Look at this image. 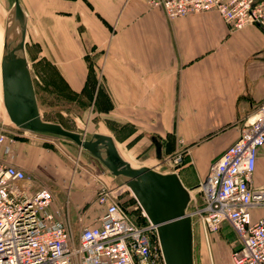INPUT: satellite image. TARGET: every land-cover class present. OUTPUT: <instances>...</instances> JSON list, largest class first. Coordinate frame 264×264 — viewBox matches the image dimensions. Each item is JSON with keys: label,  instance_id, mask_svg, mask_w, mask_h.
<instances>
[{"label": "crops", "instance_id": "1", "mask_svg": "<svg viewBox=\"0 0 264 264\" xmlns=\"http://www.w3.org/2000/svg\"><path fill=\"white\" fill-rule=\"evenodd\" d=\"M19 3L33 60L53 67L65 89L59 94H67L69 103L84 100L90 135L109 136L127 156L141 153L146 160L155 157L152 136L161 153L173 151L163 145L170 135L187 145L191 177L181 181L186 189L206 176L209 164L236 140L241 122L264 97V34L255 26L229 30L212 11L169 20L146 0ZM15 133L44 135L22 129ZM41 148L25 138L15 140L10 161L48 182L53 207L83 208L85 224H92L100 214L94 202L96 178L88 180L93 184L82 196L83 184ZM251 183L264 187V143ZM66 186L70 190L61 201L54 189L63 192ZM263 213L264 208L251 209L252 219Z\"/></svg>", "mask_w": 264, "mask_h": 264}, {"label": "built area", "instance_id": "2", "mask_svg": "<svg viewBox=\"0 0 264 264\" xmlns=\"http://www.w3.org/2000/svg\"><path fill=\"white\" fill-rule=\"evenodd\" d=\"M171 20L215 12L229 30L252 25L264 34V0H146ZM14 137L0 131V264H163L154 228L134 221L119 203L116 190L97 182L94 202L100 209L92 224L77 215L73 241L64 210L53 207L49 187L13 164ZM264 143V97L243 120L234 142L215 158L198 181L196 216L205 234L221 223L232 229L238 245L229 264H264V213L252 219L251 209L264 208V187L251 183L256 157ZM180 147L181 142H179ZM182 149L168 161L181 162ZM142 217L144 213L140 212Z\"/></svg>", "mask_w": 264, "mask_h": 264}, {"label": "rangeland", "instance_id": "3", "mask_svg": "<svg viewBox=\"0 0 264 264\" xmlns=\"http://www.w3.org/2000/svg\"><path fill=\"white\" fill-rule=\"evenodd\" d=\"M11 7L12 0H0L1 44L4 37L5 23L11 11ZM24 43L25 57L41 119L57 123L66 130L77 132L80 135H83L84 138H88L92 128L90 129L85 126V122L88 121L89 113L85 109L86 104H83L85 103L84 100H82L83 102H75L76 104L69 103L67 94H59L61 92L63 93L65 89L56 79L53 67L46 61H34L31 54V52L34 51L32 46L33 43ZM42 74H44L45 77H41ZM0 115L3 118L0 119V131L11 134L16 141H21L24 138L27 141L30 140L36 147H42L41 149H43V151L48 152L52 156H57L61 160L62 168L67 170L71 176L75 177V179L83 184V192H81L82 196H86L88 194V191L85 188L90 187L93 184V181L89 183L91 185H88L87 182L89 179L91 180V178L93 179L94 177L96 178V182L99 181L105 186L116 190L119 203L126 209L127 213H129L131 218L136 221V223L142 226L147 224L146 217L141 216V209L121 178L110 175L107 169L95 157L91 156L83 149H80L73 141L54 134L45 135V133H42L44 135L35 134L34 137L32 136L33 134H31L30 137H18L15 132H20L21 129L15 127L11 122H9L6 116L1 101V86ZM6 126H11V129L7 130ZM164 138L167 139V142H165V144L163 142V145L171 147L173 151L169 154L162 151L161 156L158 159L152 156L150 160H146L144 159V155L141 153L137 156H127L122 150L121 144L115 145L118 147L117 149L121 155L124 156H121V158L129 162L132 167H139L142 166L143 162H148L151 165L150 167L157 172H174L179 176L181 181L186 180V177L190 178L191 174L189 173L191 169L187 168L189 165L188 162L190 161L186 150L187 145L181 142L182 146L180 147L179 143L176 142V139H173L170 135H167ZM150 146H152V143H150ZM179 149H182L183 155H185L184 161L181 164H173L169 162L167 157L171 156ZM42 168L43 167H41V170H44ZM36 178V185H45L49 187L48 182L44 178L39 176ZM69 190V186H66L63 192L54 189V194L58 196L61 201H63L65 199V192L67 191L68 193ZM188 190L191 191L190 193L196 199L197 203L199 192L195 190V187ZM196 203H194L193 200L188 201L185 209V212L189 214L191 220L193 264H229L230 252L238 245L232 229L227 223H221L215 231L205 236L196 216L190 215V212L193 210ZM83 211L84 210L82 208L81 210L76 211H68L65 209L63 212L65 220L68 222L67 224L71 230L73 241H76V237L78 235L77 215L81 212L83 213Z\"/></svg>", "mask_w": 264, "mask_h": 264}, {"label": "water", "instance_id": "4", "mask_svg": "<svg viewBox=\"0 0 264 264\" xmlns=\"http://www.w3.org/2000/svg\"><path fill=\"white\" fill-rule=\"evenodd\" d=\"M11 11L12 22L21 29L11 49L3 37L0 56L1 100L9 121L22 130L68 138L95 157L110 175L121 178L154 228L163 264H193L191 220L185 212L189 196L177 175L160 173L148 166L132 167L121 158L109 136L93 133L84 138L57 123L42 120L24 54L25 18L18 0H12ZM150 141L155 158H160L161 144L153 136ZM100 144L105 152L99 149Z\"/></svg>", "mask_w": 264, "mask_h": 264}, {"label": "bare ground", "instance_id": "5", "mask_svg": "<svg viewBox=\"0 0 264 264\" xmlns=\"http://www.w3.org/2000/svg\"><path fill=\"white\" fill-rule=\"evenodd\" d=\"M21 10H22V7H21ZM22 12H23V10H22ZM23 14H24V12H23ZM24 16H25V14H24ZM20 29L21 28L19 27V25L17 23L12 22V11H10V13H9V15L7 17L6 23H5V27H4L5 42H7L8 48L11 49L14 46L15 42L17 41V39L19 37ZM24 44L25 43H24V38H23V47H24ZM24 54H25V47H24ZM25 56H26V54H25ZM102 144H104V143H102ZM102 144H100L98 147H99V149H101V150H103L105 152V149L102 147ZM177 177H178V175H177ZM178 179L180 180L179 177H178ZM180 182H181V180H180ZM181 184H182V182H181ZM186 190H187L188 196H189V191H188V189H186Z\"/></svg>", "mask_w": 264, "mask_h": 264}, {"label": "trees", "instance_id": "6", "mask_svg": "<svg viewBox=\"0 0 264 264\" xmlns=\"http://www.w3.org/2000/svg\"><path fill=\"white\" fill-rule=\"evenodd\" d=\"M184 156H185V155L182 156V160H181V162H180L179 164H181V163L184 161ZM123 208H124V207H123Z\"/></svg>", "mask_w": 264, "mask_h": 264}]
</instances>
